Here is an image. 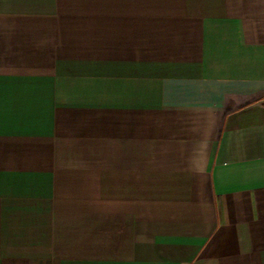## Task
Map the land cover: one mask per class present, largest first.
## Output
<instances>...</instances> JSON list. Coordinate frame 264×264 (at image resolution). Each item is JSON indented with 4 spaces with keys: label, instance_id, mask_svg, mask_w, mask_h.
I'll list each match as a JSON object with an SVG mask.
<instances>
[{
    "label": "crops",
    "instance_id": "1",
    "mask_svg": "<svg viewBox=\"0 0 264 264\" xmlns=\"http://www.w3.org/2000/svg\"><path fill=\"white\" fill-rule=\"evenodd\" d=\"M0 264H264V0H0Z\"/></svg>",
    "mask_w": 264,
    "mask_h": 264
}]
</instances>
